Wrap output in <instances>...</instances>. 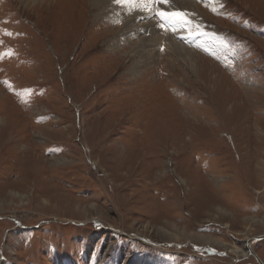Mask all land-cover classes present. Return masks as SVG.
<instances>
[{
  "label": "rangeland",
  "instance_id": "374dc122",
  "mask_svg": "<svg viewBox=\"0 0 264 264\" xmlns=\"http://www.w3.org/2000/svg\"><path fill=\"white\" fill-rule=\"evenodd\" d=\"M196 3L193 43L155 15L167 43L92 54V0H73L79 21L52 9L48 36L34 0H0V264H257L264 0Z\"/></svg>",
  "mask_w": 264,
  "mask_h": 264
},
{
  "label": "bare ground",
  "instance_id": "6f19581e",
  "mask_svg": "<svg viewBox=\"0 0 264 264\" xmlns=\"http://www.w3.org/2000/svg\"><path fill=\"white\" fill-rule=\"evenodd\" d=\"M92 2H93V5L97 6L95 10L96 18H99L100 20L106 22V23H100V24H95V23L90 22L92 26L90 25L91 27H89L88 30H91L94 32L93 38H97L96 41L91 42L90 51L92 54L101 53L102 51H100V47L102 46L103 48L105 45L103 44V42L111 38L112 36L114 37L110 41L111 45H114L116 42H119L121 45H125V44L127 45L130 43L136 44L137 41L140 40L141 38V33L146 34V38L148 40L147 43L148 42L150 44L152 43V46L154 47L159 42H161L162 44L163 42L167 43V39H163L161 35H160V38L158 39L159 37L158 34L160 33L155 28L156 26V22L154 21L155 15H158V13H161V12L164 13V9H173L175 13L187 14V16L186 17L184 16V18L187 22H189L192 18H195L194 14L196 12H195L194 7H196L197 10L199 11V7L197 6V3H196L197 0H166V5L164 3L148 2V0H92ZM34 3H35V6L33 7V9H35L34 16L36 19V22L34 24V30L39 36H44V34H47L46 36H48L49 34L52 33L51 26L46 21V15H48L54 8H57L59 12L64 15L67 21L73 20V19H76L79 21V15H80L79 10L78 11L75 10L74 5H73V0H54V1L34 0ZM177 5H181V7L177 9ZM108 15L111 16L112 18L109 17ZM87 24H89V22L86 23V25ZM114 24H117V25L123 24V27L117 34L114 33L113 35H110V33H107L106 37L103 38L102 33L104 32L101 31V28L105 27L109 29ZM172 24L174 27L182 30L181 36L182 37L184 36L186 39H188L190 43H193L194 40L195 41L198 40V39H195L192 33H186V29L184 28L185 23L181 22L180 20H176L172 22ZM67 31L69 32V34H71L73 32L72 27H68ZM98 31H101V32L99 33ZM174 38L175 40L171 42V44H177L178 39L175 36ZM138 49H139V46L136 47V49L134 50V55L138 53L139 51ZM118 53H120V50L118 52H104L103 53L104 56L100 60H105V61L106 60L107 61L108 60H119L120 57L118 56ZM149 64H151V62L142 63V64L138 62L135 64L132 70L141 71ZM41 182H42V179H41ZM204 240L220 245V246L221 245L225 246L224 242L222 241L220 242L217 240L213 241V239H210V237H206ZM254 241H255V237L247 241L245 249L248 253L250 251L253 252L254 246L252 245L254 244ZM230 251H232V253H235L237 255H239V253H241L243 256L245 255V252L237 249L235 245L231 246Z\"/></svg>",
  "mask_w": 264,
  "mask_h": 264
},
{
  "label": "snow or ice",
  "instance_id": "6c2138e0",
  "mask_svg": "<svg viewBox=\"0 0 264 264\" xmlns=\"http://www.w3.org/2000/svg\"><path fill=\"white\" fill-rule=\"evenodd\" d=\"M148 2H156V3H164L166 5V0H148ZM158 15L160 16V18L162 20L165 19H171V20H180L183 23H187V21L184 18V14L181 13H158Z\"/></svg>",
  "mask_w": 264,
  "mask_h": 264
},
{
  "label": "trees",
  "instance_id": "16d2710c",
  "mask_svg": "<svg viewBox=\"0 0 264 264\" xmlns=\"http://www.w3.org/2000/svg\"><path fill=\"white\" fill-rule=\"evenodd\" d=\"M95 56H97V55H95ZM102 56H104V54ZM93 58H95V57L89 56V59H93ZM100 59L101 58H97L91 63L95 64L96 66H102L107 61V60L105 61V60H100ZM112 66H115V62L114 61H112Z\"/></svg>",
  "mask_w": 264,
  "mask_h": 264
},
{
  "label": "water",
  "instance_id": "95a60500",
  "mask_svg": "<svg viewBox=\"0 0 264 264\" xmlns=\"http://www.w3.org/2000/svg\"><path fill=\"white\" fill-rule=\"evenodd\" d=\"M263 237L261 238V239H259V237H257V238H255V241H257V240H259V241H262V240H264V235H262ZM255 245V244H254ZM253 245V246H254ZM250 253V255H252L253 256V258L255 259V261H256V263L257 264H264L252 251H250L249 252Z\"/></svg>",
  "mask_w": 264,
  "mask_h": 264
}]
</instances>
